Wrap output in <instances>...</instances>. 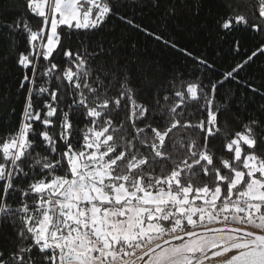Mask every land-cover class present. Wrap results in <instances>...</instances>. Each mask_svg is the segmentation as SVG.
<instances>
[{
    "label": "snow or ice",
    "instance_id": "snow-or-ice-1",
    "mask_svg": "<svg viewBox=\"0 0 264 264\" xmlns=\"http://www.w3.org/2000/svg\"><path fill=\"white\" fill-rule=\"evenodd\" d=\"M257 2L251 15L209 8V38L243 29L259 43L241 55L234 37L240 58L208 79L214 61L123 11L163 9L166 21L176 0H22L12 18L0 0V62L16 74L0 264H264V103L249 107L264 100V63L259 83L250 72L264 56ZM182 6L199 17L206 4ZM113 18L191 62V76L129 58L131 38L102 35Z\"/></svg>",
    "mask_w": 264,
    "mask_h": 264
},
{
    "label": "trees",
    "instance_id": "trees-1",
    "mask_svg": "<svg viewBox=\"0 0 264 264\" xmlns=\"http://www.w3.org/2000/svg\"><path fill=\"white\" fill-rule=\"evenodd\" d=\"M176 2L178 5L176 15L166 21L161 19L163 9H153L151 7L141 9L137 7L135 12L131 9H124L123 11L128 16L135 15L137 22L149 25L158 32L163 31L166 34L177 37L182 44L189 46L196 55H205L210 62L214 61L217 71L209 73L208 79L219 78V73L223 72L225 68L232 66L240 58L233 55L230 47L234 37L241 40L243 46L241 55H244L243 49L245 48L248 49L247 54H250L259 43V40L254 38L253 34L243 29L234 33L233 36L220 40L215 35L209 38L201 27L209 8L214 13H224L226 11L224 4L231 3L238 11L251 15L257 10V0H205L206 7L199 17H194L188 13L182 6L184 0H176ZM3 3L7 6L9 18L17 15L18 10L23 11L21 7L22 0H3ZM137 13L142 14L137 15ZM29 19L34 26L40 22L39 18L36 17L29 16ZM102 35L109 40H118L122 36L127 35L136 44L134 49L131 47L127 48L128 57L132 60H139L141 66L151 65L150 71H153L160 78L168 77L175 71L184 72L186 77L191 76V62L185 63L184 58H181L178 54L164 48L161 44L145 39L115 18L107 23ZM7 45L8 41L0 37V57L6 51ZM261 63H264V56L259 57L252 69H250V72L257 75V83H259V74L255 70ZM15 81L16 74L13 62L11 60L7 63L0 62V136L11 131L14 127L12 124L14 118L8 116V113L10 111L9 100L16 91ZM232 87H235V85H232ZM261 103H264V100L257 96L249 107L251 108ZM14 106L18 108V104Z\"/></svg>",
    "mask_w": 264,
    "mask_h": 264
},
{
    "label": "rangeland",
    "instance_id": "rangeland-1",
    "mask_svg": "<svg viewBox=\"0 0 264 264\" xmlns=\"http://www.w3.org/2000/svg\"><path fill=\"white\" fill-rule=\"evenodd\" d=\"M250 230H254V229H250Z\"/></svg>",
    "mask_w": 264,
    "mask_h": 264
}]
</instances>
